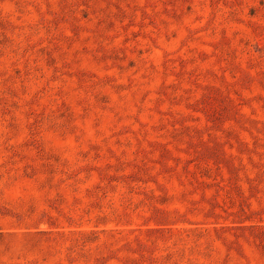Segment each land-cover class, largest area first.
Masks as SVG:
<instances>
[{"label":"rangeland","instance_id":"obj_1","mask_svg":"<svg viewBox=\"0 0 264 264\" xmlns=\"http://www.w3.org/2000/svg\"><path fill=\"white\" fill-rule=\"evenodd\" d=\"M0 264H264V0H0Z\"/></svg>","mask_w":264,"mask_h":264}]
</instances>
